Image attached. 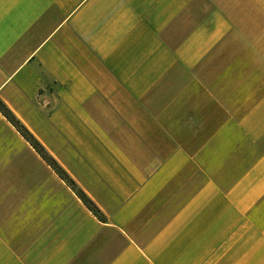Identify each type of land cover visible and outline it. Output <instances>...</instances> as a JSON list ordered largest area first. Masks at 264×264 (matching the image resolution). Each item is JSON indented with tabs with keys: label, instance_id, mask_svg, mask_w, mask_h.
Listing matches in <instances>:
<instances>
[{
	"label": "crops",
	"instance_id": "0c3cea01",
	"mask_svg": "<svg viewBox=\"0 0 264 264\" xmlns=\"http://www.w3.org/2000/svg\"><path fill=\"white\" fill-rule=\"evenodd\" d=\"M0 100L102 215L0 112V264H264V9L0 0Z\"/></svg>",
	"mask_w": 264,
	"mask_h": 264
},
{
	"label": "trees",
	"instance_id": "16d2710c",
	"mask_svg": "<svg viewBox=\"0 0 264 264\" xmlns=\"http://www.w3.org/2000/svg\"><path fill=\"white\" fill-rule=\"evenodd\" d=\"M0 112L5 116V118L21 133V135L27 139L30 144L35 148V150L41 155V157L53 167V169L57 172V174L64 178L71 187L76 191L79 197L82 199L84 204L99 218H102L101 213L97 209V207L93 204V202L85 195L83 191H81L75 185L74 181L65 174V172L61 169V167L57 164V162L47 153V151L43 148V146L32 136V134L27 130V128L15 117V115L9 110V108L0 100Z\"/></svg>",
	"mask_w": 264,
	"mask_h": 264
},
{
	"label": "rangeland",
	"instance_id": "374dc122",
	"mask_svg": "<svg viewBox=\"0 0 264 264\" xmlns=\"http://www.w3.org/2000/svg\"><path fill=\"white\" fill-rule=\"evenodd\" d=\"M240 2L242 8L264 9V0H236L237 4Z\"/></svg>",
	"mask_w": 264,
	"mask_h": 264
}]
</instances>
